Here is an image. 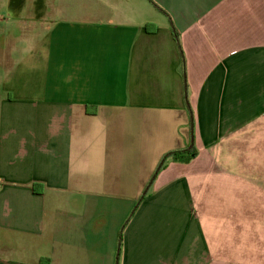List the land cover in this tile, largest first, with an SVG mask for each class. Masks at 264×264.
Listing matches in <instances>:
<instances>
[{"label": "crops", "instance_id": "1", "mask_svg": "<svg viewBox=\"0 0 264 264\" xmlns=\"http://www.w3.org/2000/svg\"><path fill=\"white\" fill-rule=\"evenodd\" d=\"M41 260L264 264V0H0V264Z\"/></svg>", "mask_w": 264, "mask_h": 264}, {"label": "trees", "instance_id": "2", "mask_svg": "<svg viewBox=\"0 0 264 264\" xmlns=\"http://www.w3.org/2000/svg\"><path fill=\"white\" fill-rule=\"evenodd\" d=\"M151 26H152V24H150V23L146 25V29H147V31H151V30H152ZM175 39H176V41H177L179 51H180L181 55L183 56V51H182V49H181V44H180L179 36H178V35H175ZM185 86H186V89H185V90H186V91H185V93H186V94H185V95H186V96H185V97H186V106H187V109H188V111H189V113H190V115H191V118H192V111H191V107H190V104H189V101H188L187 84H186ZM192 132H193V129H192V127H191V139H193V134H192ZM183 153L188 154V155H187V161H189L190 159L194 158V157L196 156V152L194 151L193 143H191V145L189 146V148H187V149H185V150H181V151H173V152H170V153L166 154V155L162 158V160L160 161L159 165L157 166V169H156V171H155V173H154V175H153V177H152V179H151L149 185H150L151 182L155 179L156 175L160 172V170H161L162 168H164L165 163H166V161H167V158L171 157V158H173L174 160H177V159L181 158V155H182ZM41 264H42V260H41Z\"/></svg>", "mask_w": 264, "mask_h": 264}]
</instances>
